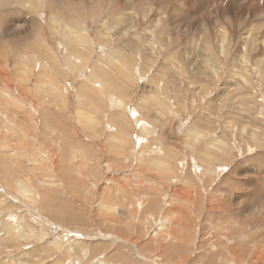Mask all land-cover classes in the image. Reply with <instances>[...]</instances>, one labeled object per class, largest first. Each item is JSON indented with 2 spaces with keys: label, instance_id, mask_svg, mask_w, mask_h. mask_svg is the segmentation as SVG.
<instances>
[{
  "label": "rangeland",
  "instance_id": "1",
  "mask_svg": "<svg viewBox=\"0 0 264 264\" xmlns=\"http://www.w3.org/2000/svg\"><path fill=\"white\" fill-rule=\"evenodd\" d=\"M55 1L68 14L73 6L79 33L93 41L89 62L76 77L77 70L65 68L69 52L48 30ZM173 1L134 0L130 12L140 22L135 34L148 24L139 20L144 7L152 6L155 13ZM119 2L44 0L45 9L38 15L18 7L20 0H0V88L14 98L6 102L0 97V264H264V31L261 37L253 34L247 45L249 50L258 46L247 56L254 89L242 88L230 76L242 72L231 67L239 55V39L249 28L239 25L234 12L225 24L230 34L228 57L220 56L214 31L208 51L199 33L180 35L166 45L154 39L160 54L153 65L145 70V59L139 57L132 71L118 78L122 87L118 92L106 93L105 80L98 75L95 88L103 94L97 92L93 104L83 98L78 105L75 92L81 82H90L92 63L127 42L128 37L116 43L112 30L107 47L95 44L93 38L96 24L103 18L111 21ZM209 2L192 17L190 10L185 11L182 19L193 22L205 14L216 15L226 4ZM20 17L27 21L28 32L36 30V37L4 36V27H13ZM125 19L122 25L130 24L131 19ZM156 30L169 34L161 21ZM190 39L196 46L179 55ZM33 41L41 42L68 73L64 77L50 71L60 90L58 102L45 91L33 90L39 65L30 59L35 51L28 47ZM19 56L24 73L17 76L13 65ZM145 56L149 63L151 57ZM215 65L221 73L211 82ZM234 83L239 84L236 91ZM147 84L157 88L158 107L152 100L139 107ZM221 91L222 97L214 98ZM78 110L91 113L93 123L80 126L75 118ZM215 139L220 147L211 149L215 147L207 144ZM213 152L224 154L225 161H213ZM155 158L159 162L152 161ZM17 183L25 185L30 200L17 193ZM236 183H241L239 189ZM250 183L261 195L251 196ZM244 195L239 206L229 204L230 196ZM253 200L261 213L241 217L238 227L234 216ZM164 220L165 227L156 232ZM244 245L251 255L228 252L230 246Z\"/></svg>",
  "mask_w": 264,
  "mask_h": 264
},
{
  "label": "bare ground",
  "instance_id": "2",
  "mask_svg": "<svg viewBox=\"0 0 264 264\" xmlns=\"http://www.w3.org/2000/svg\"><path fill=\"white\" fill-rule=\"evenodd\" d=\"M72 1L77 2V3H82V0H72ZM133 1L134 0H120V2L118 4L119 10L114 14V17L112 18V20L109 21L107 18H103L98 23V25L96 24V27L94 30V36H93L95 44H97V42H98L99 45L107 47V45L109 44V41L112 39L110 37V31L111 30L114 31L115 37H113L114 35L112 37L114 38L113 40L116 43L120 42L121 40H123L126 37H128V39L126 38L127 42L123 45L118 46L115 49V51L112 52L111 55L105 54L103 58H98L97 60H95L92 63L91 68L89 69V72H90L89 76L91 77V78H89L90 82L89 81H87V83L81 82L80 85H78V87L76 89V92H75L76 96L75 97L77 99L78 105H80L83 101H85L84 99H86V100L89 99V101H91L93 104L96 100L95 94H97V92L100 94H103L102 91L97 90V87L95 88V86H97V76L98 75L102 76V78L105 80V82L103 84V89L106 93H107V91H112V90L114 92H118V91L122 90L121 89L122 87L120 88L119 83L117 84L118 78H120L121 75H123V73H127L126 71H128V70L132 71V69L135 67V64L136 63L138 64L139 57H143L145 59L144 65H142L145 70L148 69V67H147L148 64L153 65L154 64L153 62L156 61L157 58H159V54H160L159 53L160 48L158 47V44L156 41H154V39L158 40V43L162 42L163 44L166 45V44H168V42L172 38L178 37L180 35H186L187 36L190 33H199V34H202V36L204 37V39H205L204 48L206 51H208V49L211 50V46L208 44L209 34H211L212 31H214V33L216 35V39L218 41V43H217L218 47L217 48L219 49L218 51L220 52V56H224L223 58H226V56L228 57V54L231 51L230 50V34H229V31L227 30L225 24L230 21V19L234 15L233 14L234 12H237L239 15V20H238L239 25L243 29H245V27H247V26L249 28H246L247 31L245 30L246 32H244L239 39V46H240V48H238V54L239 55L237 56L236 59L233 60L232 67H231L232 71H236V70L240 69L242 72H241V74L233 72V73H231L230 76L232 78H234L235 82H240V84L243 85L242 88H244V86H247V87H251V89H254L255 85L253 84V75L249 69L247 56H248V53H251L252 51H254V52L258 51V49H257L258 46H254L255 49L249 50L247 45H248V41L255 37V36L253 37V34L260 35L261 32L263 33V31H264V0H242V1L239 0L238 2H234L233 0H223L226 2V4H225L224 8L221 7L220 10H218L216 15L207 16V14H205L203 16L198 17V19L196 18L193 22H189V21L187 22L186 19H182V18H185V16L183 15L184 13H186L185 11L190 10L188 17H192L195 14H198L206 4L208 5V3H210V5H211V2H209L210 0H174L173 2L169 3L165 9L157 10L155 13H154L155 9H153L152 6L147 5L142 10L144 13L142 12L141 17L140 16H138V17H140L139 20L141 19L142 21L147 22V20H148V24L144 27L143 31L141 33H139L138 35H136L135 32L137 31L140 22L138 21L137 16L132 14V12H130L131 5L133 4ZM94 2H95V0H94ZM54 4H56V6L54 8H52V10L50 11L49 16H48V25H49L48 30H49L51 36L53 38H57L59 40V42L64 46V48L69 52V54H70L69 63L70 64L68 65V68L67 67H65V68H66V70H70L73 72H74V70H77L75 72V77H76L79 69L80 70L84 69L85 65L89 62L91 50L93 49V41L91 39H89L87 36L79 33L80 32V29H78L79 26L76 25L77 23H76V21H74V18H73V17H75V20H76V16H75L76 12L73 10L72 5H70V7L72 8L71 11H72L73 15L70 13L68 14L63 9L64 6L59 7L58 5H60V4L58 1H55ZM195 4H197V6H198V9H196V10H194ZM181 5H184L183 7L185 9L183 8V11H182ZM18 7L22 8L24 11H26L27 14L29 12H35L38 14L39 12H43L45 9L44 0H20ZM67 7H69V6H67ZM191 9L194 10L195 12H193ZM205 9H206V7H205ZM79 11L81 12L82 10H79ZM121 11H124V14L121 13ZM126 17L129 18L128 20L131 19V22L133 20V23L131 24V22L127 21L130 24L122 25L124 23V20H126L125 19ZM79 20H80V18H79ZM11 21L12 20H10V22ZM160 21L164 22L168 26V28H169V34L168 35L160 34L156 30ZM26 22L22 21L21 17L15 18L13 24L11 23L13 25V27H11V28H9L7 26L4 27V29H3L4 36L6 38H15L17 36H22L23 38H27V37L34 38V37H36V32H35L36 30L32 29L30 32H28V28H26L27 27ZM110 25H111V27H110ZM28 26H30V24ZM26 32H28V33H26ZM34 32H35V34H34ZM261 36H262V34L259 37H261ZM14 40H16V39H14ZM20 41L21 40H19V42ZM33 42H34V44H31V45L29 44L30 46L28 47L29 49H32L33 51H35L34 56L30 57V59L31 60L35 59L37 62H39V65L36 66L38 73L35 76V86H34L33 90L37 91V92L45 91L44 93L51 100L58 102V99H61L60 90H59V87H57V84H55V81L52 79L53 76L51 75L50 71L54 72L55 76H57L59 73L60 76L64 75V77H66L68 73L64 69V67H62L55 60V58H53L51 56V54H49L47 52V48H45L44 45L40 44L41 42L40 43L38 41H33ZM196 43L197 42H195V40L190 39V41L188 43H186V45L181 48L179 55L182 53L188 54V52H191V49L194 46H196ZM263 49H264V47H263ZM145 55H149L151 57L149 63L146 61L147 58ZM187 56H189V55H187ZM174 57H175V54L170 55V59H173ZM18 59H19V62H17V60H16L15 64L13 65L14 71L17 73V76L24 73L22 71V68H21L24 64L23 58L19 56ZM22 62H23V64H22ZM258 64H260V62ZM163 70H165V68ZM174 71L176 72V70H174ZM212 71H213V74H212ZM113 73H115V75ZM220 73H221V68L215 65L214 68L211 69V73H210L211 78L210 79L208 78L209 79L208 81L211 80V82H216L215 81L216 78H214V76L217 75L216 77H220ZM263 75H264V73H263ZM263 75H262V77H264ZM156 79H157V77H156ZM152 80L153 79L149 80L150 84H154V81H152ZM227 80H229V79H227ZM163 81H165V80H163ZM230 82L231 81L229 80L226 83H230ZM89 83H91L92 85H90ZM150 84H147L143 88L144 92H143V95L141 96V100L139 102L140 108L143 107V104L145 102H149L151 100L155 101V103H156L155 105L157 107L159 106V101H157L158 100L157 99V92H156L157 88L154 91L153 87H151ZM224 85H226V84H224ZM234 85H236V86H234V87L231 86V87L235 88L234 91L238 90L239 84L234 83ZM164 87L166 88V86H164ZM223 94H224V92L221 91V93L216 95L214 98H216L217 96L222 97ZM238 95L239 94H237V96ZM227 96H229V95H227ZM237 96L235 95L233 97L236 98ZM0 97H2L6 102H8V101L13 102L14 101L13 94L8 93V89L4 90V89L0 88ZM233 97L231 98V100H233ZM2 98H0V100ZM81 99L83 101H81ZM4 100H2V101H4ZM116 105H122V104H120L119 102H116ZM192 108H193V106H192ZM156 113H160V111L156 110ZM114 116H116V115H114ZM75 118L77 120V123L80 126H82V127L84 126L83 128H85L86 126L91 125L93 123L91 113L83 112L81 110H78L76 112ZM232 118H234V117H232ZM247 119H248V117H247ZM228 123H230V122H228ZM209 125H211V124H209ZM228 130H230V129H228ZM257 135L258 134H256V136ZM251 137L254 138V135H251ZM187 139L189 140V138H187ZM107 142H109V141H107ZM257 142H258V140H257ZM217 144H219V141L217 139H215L213 141H210V144H207V146L208 147H209V145L214 146L215 148H211V149H216L217 147H220V145L217 146ZM223 145H225V144L223 143ZM206 152L208 153L209 151H206ZM223 155L224 154H222V153L215 154L213 152L210 156L212 157L211 159H213V161L217 160V161H223L224 162L226 158H224ZM209 159H210V157H209ZM158 160H157V158H155L152 161L157 162ZM162 163H161V165H162ZM255 169H257V168H255ZM251 172H253L252 169H251ZM261 173H262V171H261ZM166 175H167V173H166ZM43 183H45V182H43ZM240 184L241 183H239V184L236 183L235 187L239 189ZM262 184L264 186V176L262 178ZM16 189H17L16 190L17 193H19V195L21 197H24L26 200H30L29 199V191L26 189L25 185L17 183ZM247 190L251 193L252 197H256L257 195L258 196L261 195V190L259 189V187L257 185H252V183L248 184ZM238 196L237 197L230 196L228 198L229 204L231 203L232 205L237 207L241 204L240 199L246 198L245 195L242 196L241 198H239ZM263 200H264V198H263ZM254 203H255L254 200L251 201L250 204L247 203L246 209L243 210V212H240L239 215L236 214V216H234L236 218L235 223L238 227L241 226V224H240L241 223L240 220H242L241 217L245 218V217H247L245 215H248L251 218H256L261 213V209H262L261 206L264 207V202H263V205H261V206H258L259 204L256 205ZM240 207H242V206H240ZM164 223H165V220L163 222H161V224L157 228L156 232L158 230H163V228L165 227ZM234 237L235 236L233 235V237H231V239H233ZM257 237L258 236H256V235L252 236V238H255V239ZM234 240H232L231 242H234ZM228 252L234 254L235 256L237 255L239 257H241V256L243 257L244 254L245 255L250 254L247 246H245L242 249H238V248H235L234 246H230L228 248ZM255 256H256V254H255ZM255 256L253 257V259L255 258ZM257 256H260L259 253H257ZM236 260L238 261L239 259H236Z\"/></svg>",
  "mask_w": 264,
  "mask_h": 264
},
{
  "label": "water",
  "instance_id": "3",
  "mask_svg": "<svg viewBox=\"0 0 264 264\" xmlns=\"http://www.w3.org/2000/svg\"><path fill=\"white\" fill-rule=\"evenodd\" d=\"M27 177H29V179H31L32 175H27Z\"/></svg>",
  "mask_w": 264,
  "mask_h": 264
}]
</instances>
